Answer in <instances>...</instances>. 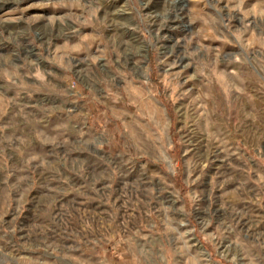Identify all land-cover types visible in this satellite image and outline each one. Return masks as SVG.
<instances>
[{
	"label": "rangeland",
	"instance_id": "374dc122",
	"mask_svg": "<svg viewBox=\"0 0 264 264\" xmlns=\"http://www.w3.org/2000/svg\"><path fill=\"white\" fill-rule=\"evenodd\" d=\"M104 1L0 0V264H264V0Z\"/></svg>",
	"mask_w": 264,
	"mask_h": 264
},
{
	"label": "bare ground",
	"instance_id": "6f19581e",
	"mask_svg": "<svg viewBox=\"0 0 264 264\" xmlns=\"http://www.w3.org/2000/svg\"><path fill=\"white\" fill-rule=\"evenodd\" d=\"M120 0H113V1H104V5H105V8L106 9H109V7L110 8H112V10L110 11V15H111V17H113L114 16V12L116 11V7H117V3L119 2ZM177 1V0H176ZM103 4V3H102ZM114 9V10H113ZM122 11H124V9L122 10ZM118 16V15H117ZM179 18V17H178ZM181 18V17H180ZM110 19V18H109ZM119 41V40H118ZM141 43V42H140ZM137 45V44H136ZM136 45H135V47H136ZM127 46V45H126ZM139 48H144V46L141 44L140 46H138ZM135 49V48H134ZM138 51V48L136 49V51L135 52H137ZM135 68H136V70H137V72H139V74H140V76L144 79V80H147L148 79V75H147V72H146V70H144V68L141 66V67H139V66H135ZM193 141V140H192ZM192 141H190V142H192ZM197 143V142H196ZM194 144V143H193ZM192 144V145H193ZM191 146V145H190ZM198 146V145H197ZM193 148H195V146L193 145ZM195 151V150H194ZM193 151V152H194ZM201 152V151H200ZM163 157L165 158V159H167V161L169 162V157L167 156V154L166 153H164L163 152ZM199 157V156H198ZM197 157V158H198ZM205 157V156H204ZM200 159V158H199ZM208 160V159H207ZM199 161V160H198Z\"/></svg>",
	"mask_w": 264,
	"mask_h": 264
}]
</instances>
